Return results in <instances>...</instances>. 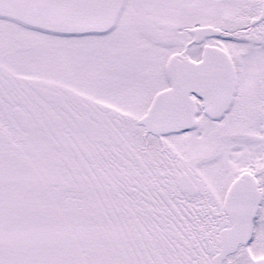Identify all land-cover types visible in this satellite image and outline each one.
Listing matches in <instances>:
<instances>
[{
	"label": "snow or ice",
	"instance_id": "1",
	"mask_svg": "<svg viewBox=\"0 0 264 264\" xmlns=\"http://www.w3.org/2000/svg\"><path fill=\"white\" fill-rule=\"evenodd\" d=\"M0 264H264V0H0Z\"/></svg>",
	"mask_w": 264,
	"mask_h": 264
}]
</instances>
